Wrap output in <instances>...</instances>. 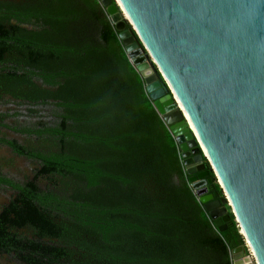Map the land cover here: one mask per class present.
Masks as SVG:
<instances>
[{"label": "trees", "instance_id": "obj_1", "mask_svg": "<svg viewBox=\"0 0 264 264\" xmlns=\"http://www.w3.org/2000/svg\"><path fill=\"white\" fill-rule=\"evenodd\" d=\"M0 15V144L34 165L24 184L0 176L18 192L0 215V264H233V250L249 255L231 209L221 233L199 202L99 0L4 1Z\"/></svg>", "mask_w": 264, "mask_h": 264}, {"label": "water", "instance_id": "obj_2", "mask_svg": "<svg viewBox=\"0 0 264 264\" xmlns=\"http://www.w3.org/2000/svg\"><path fill=\"white\" fill-rule=\"evenodd\" d=\"M99 1L221 233L231 209L233 264H264V0Z\"/></svg>", "mask_w": 264, "mask_h": 264}, {"label": "flooded vegetation", "instance_id": "obj_3", "mask_svg": "<svg viewBox=\"0 0 264 264\" xmlns=\"http://www.w3.org/2000/svg\"><path fill=\"white\" fill-rule=\"evenodd\" d=\"M14 2L17 0H0V4L3 2ZM1 19V15H0ZM14 24V23H13ZM10 108V107H9ZM5 107L0 102V113L5 112ZM7 111V110H6ZM1 122V120H0ZM14 123L9 120L8 125ZM1 137H5L7 140H17L22 142L23 139L19 138L12 131L2 129ZM25 165L27 167H25ZM34 165L25 159H22L15 155L13 150L6 144H0V176L6 180L13 182L14 184H24L28 182L27 179L33 178ZM18 192L14 190L10 185L0 184V215L3 213L5 207H8L12 200L16 198Z\"/></svg>", "mask_w": 264, "mask_h": 264}, {"label": "built area", "instance_id": "obj_4", "mask_svg": "<svg viewBox=\"0 0 264 264\" xmlns=\"http://www.w3.org/2000/svg\"><path fill=\"white\" fill-rule=\"evenodd\" d=\"M246 247L248 248V251H249V256H250V250H249V247H248V245L246 244Z\"/></svg>", "mask_w": 264, "mask_h": 264}, {"label": "rangeland", "instance_id": "obj_5", "mask_svg": "<svg viewBox=\"0 0 264 264\" xmlns=\"http://www.w3.org/2000/svg\"><path fill=\"white\" fill-rule=\"evenodd\" d=\"M25 167H27V166L25 165Z\"/></svg>", "mask_w": 264, "mask_h": 264}, {"label": "crops", "instance_id": "obj_6", "mask_svg": "<svg viewBox=\"0 0 264 264\" xmlns=\"http://www.w3.org/2000/svg\"><path fill=\"white\" fill-rule=\"evenodd\" d=\"M191 186V185H190ZM195 193V192H194Z\"/></svg>", "mask_w": 264, "mask_h": 264}]
</instances>
